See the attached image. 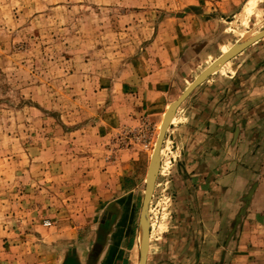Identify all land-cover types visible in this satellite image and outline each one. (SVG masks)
<instances>
[{"label": "rangeland", "instance_id": "374dc122", "mask_svg": "<svg viewBox=\"0 0 264 264\" xmlns=\"http://www.w3.org/2000/svg\"><path fill=\"white\" fill-rule=\"evenodd\" d=\"M208 21L211 52L176 64L181 35L200 38ZM262 32L264 0H0V264H50L47 238L75 228L71 249L89 251L101 226L96 202L119 184L124 154L154 152L162 122L138 115L140 99L154 90L151 102L163 79L179 94ZM255 49L262 60L264 39ZM186 164L175 143L163 144L147 264L199 263L185 252L198 242L183 205L193 183ZM145 185L121 251L129 264H139Z\"/></svg>", "mask_w": 264, "mask_h": 264}, {"label": "crops", "instance_id": "0c3cea01", "mask_svg": "<svg viewBox=\"0 0 264 264\" xmlns=\"http://www.w3.org/2000/svg\"><path fill=\"white\" fill-rule=\"evenodd\" d=\"M211 24L198 27L200 38L189 32L181 35L185 42L181 53L186 49V57L176 64L211 52V39L217 33L209 31ZM258 43L225 64L182 103L164 141V145L175 143L179 156L187 161L185 175L193 180L186 184L192 197L183 205L190 211L189 228L198 242L185 252L194 251L197 264H264V57L256 56ZM228 67L235 69L225 74ZM168 81L156 85L151 102L146 100L154 90L144 92L145 101L140 99L144 103H137L139 116L162 122L169 106L192 84L174 96L172 80ZM122 159L119 184L96 202L99 210L94 218L99 217L101 226L91 249H71L75 244L68 243L69 235L79 232L76 228L69 235L51 234L50 264H129L121 251L133 231L136 200L147 182L151 155L136 147ZM105 225L111 228L100 237ZM55 253L60 261L54 263Z\"/></svg>", "mask_w": 264, "mask_h": 264}, {"label": "water", "instance_id": "95a60500", "mask_svg": "<svg viewBox=\"0 0 264 264\" xmlns=\"http://www.w3.org/2000/svg\"><path fill=\"white\" fill-rule=\"evenodd\" d=\"M264 39V32L241 41L233 46L228 53L223 54L216 62H214L209 68H207L200 76L185 90V92L179 97L178 100L173 102L167 110L162 127L156 142V146L150 161V167L148 171V177L146 182V192L144 194V200L139 220V238H140V257L139 264H147L149 254L150 243V226L148 220L150 203L153 198L155 184L159 174L160 168V154L166 138V134L176 116L177 110L180 108L183 102L205 81H207L212 75L217 73L225 64L231 61L233 58L241 54L243 51L258 43Z\"/></svg>", "mask_w": 264, "mask_h": 264}, {"label": "bare ground", "instance_id": "6f19581e", "mask_svg": "<svg viewBox=\"0 0 264 264\" xmlns=\"http://www.w3.org/2000/svg\"><path fill=\"white\" fill-rule=\"evenodd\" d=\"M247 40V39H244V41ZM229 52V51H228ZM227 52V53H228ZM226 54V53H225ZM169 109V108H168ZM167 112V111H166ZM166 114V113H165ZM164 120V119H163ZM174 121V120H173ZM163 122V121H162ZM162 125L160 126V129H161ZM153 155V154H152ZM152 158V157H151ZM145 192H146V185H145ZM139 255H140V250H139Z\"/></svg>", "mask_w": 264, "mask_h": 264}, {"label": "built area", "instance_id": "2783aa9c", "mask_svg": "<svg viewBox=\"0 0 264 264\" xmlns=\"http://www.w3.org/2000/svg\"><path fill=\"white\" fill-rule=\"evenodd\" d=\"M150 145H151V143H146V144L144 145L145 149H149Z\"/></svg>", "mask_w": 264, "mask_h": 264}]
</instances>
